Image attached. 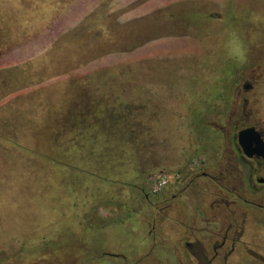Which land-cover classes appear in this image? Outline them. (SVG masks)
Segmentation results:
<instances>
[{
	"label": "rangeland",
	"instance_id": "rangeland-1",
	"mask_svg": "<svg viewBox=\"0 0 264 264\" xmlns=\"http://www.w3.org/2000/svg\"><path fill=\"white\" fill-rule=\"evenodd\" d=\"M246 124L264 131V0H0V264H165L173 246L137 215L82 208L115 187L144 202L132 185L156 169L214 174Z\"/></svg>",
	"mask_w": 264,
	"mask_h": 264
},
{
	"label": "flooded vegetation",
	"instance_id": "flooded-vegetation-1",
	"mask_svg": "<svg viewBox=\"0 0 264 264\" xmlns=\"http://www.w3.org/2000/svg\"><path fill=\"white\" fill-rule=\"evenodd\" d=\"M243 88L248 90L249 85ZM250 127L255 128L264 141V131L253 124H246L234 137L235 154L219 155V160L209 165L215 170L214 174L206 172L207 167L192 171L183 178L176 174L175 180V176L164 173L169 177L168 181L155 194L151 192V185L159 175L151 177L157 169L146 176L143 196L159 216V225L156 221L150 224L148 236L159 226L160 241L173 246L172 259L176 264H264L261 231L251 212V207L264 210V158L247 156L237 140L238 133ZM199 178L210 182L198 186ZM187 190L202 195L200 202H194L196 216L176 218L174 201ZM160 196L166 204L162 209L160 201L156 200ZM205 196L211 197L212 201L205 202ZM229 196L234 199L230 200ZM165 258L164 261L168 262Z\"/></svg>",
	"mask_w": 264,
	"mask_h": 264
},
{
	"label": "crops",
	"instance_id": "crops-1",
	"mask_svg": "<svg viewBox=\"0 0 264 264\" xmlns=\"http://www.w3.org/2000/svg\"><path fill=\"white\" fill-rule=\"evenodd\" d=\"M137 157V154L134 156V158ZM139 179V185L141 182V178ZM145 182V178L142 181V185L139 186L138 183L135 182L134 185H132V188L134 191H140V195L143 196L142 188L143 184ZM133 190L128 193V195H123L121 198H119L118 195H120V191L115 187L114 190L111 192H108V195H104L107 199L100 201L99 203H95L90 206V209L82 208L80 215L84 218H86L89 222H96V223H102V224H109V223H117V222H125L127 220L134 219V215H137V222L139 224L144 226L145 224L149 225L148 232L150 228V224L154 223V221H157L159 216L155 220L151 218V212L148 214H143L140 212V214L137 211L136 205L138 204H144L151 207L150 203L145 199L144 202H139V198L136 196V194L132 193ZM187 192V191H186ZM135 193V192H134ZM109 194L112 195V198L109 199ZM180 198H176L174 201V208L177 210L176 218H187V217H195L194 212V203L189 202L188 200L183 201L182 199L178 200ZM152 208V207H151ZM162 216V213L160 214V218ZM156 232L160 233L159 226H157ZM260 230V229H259ZM147 232V234H148ZM259 233V232H258ZM261 234V233H260ZM150 237V236H149ZM109 253V252H105ZM172 254H170V258L167 257L168 262H164L165 264H176V261L172 259ZM119 256V255H118ZM166 258H163L165 260Z\"/></svg>",
	"mask_w": 264,
	"mask_h": 264
},
{
	"label": "water",
	"instance_id": "water-1",
	"mask_svg": "<svg viewBox=\"0 0 264 264\" xmlns=\"http://www.w3.org/2000/svg\"><path fill=\"white\" fill-rule=\"evenodd\" d=\"M238 144L247 156H261L264 158V141L259 132L253 128H246L238 133Z\"/></svg>",
	"mask_w": 264,
	"mask_h": 264
},
{
	"label": "trees",
	"instance_id": "trees-1",
	"mask_svg": "<svg viewBox=\"0 0 264 264\" xmlns=\"http://www.w3.org/2000/svg\"><path fill=\"white\" fill-rule=\"evenodd\" d=\"M232 74H234L235 77H236V78L234 79V85H235V83L237 82L238 70L233 71ZM234 85L231 86V88L229 89V94H227L225 97L222 98V100H223L225 103H227V102L229 101L230 96H231V93H232V89H233ZM130 113H131V112H129V110L126 109V110H124V111H123V110H122V111H119L118 114H117V116H116L117 122H119V123L123 122V123H124L121 127H124L125 131L129 132V134H130V137H128L129 139L131 138V134H133V133H134V130H135V128L129 123V121L126 120V116H127V115L129 116ZM126 122H127V123H126ZM112 125H113V124H112ZM112 125H111V126H112ZM138 126H139V125H138Z\"/></svg>",
	"mask_w": 264,
	"mask_h": 264
},
{
	"label": "built area",
	"instance_id": "built-area-1",
	"mask_svg": "<svg viewBox=\"0 0 264 264\" xmlns=\"http://www.w3.org/2000/svg\"><path fill=\"white\" fill-rule=\"evenodd\" d=\"M168 176L167 175H163V176H160V177H157L154 181H153V183H152V185H151V192L153 193V194H155V193H157L160 189H162L165 185H166V183H167V181H168Z\"/></svg>",
	"mask_w": 264,
	"mask_h": 264
},
{
	"label": "clouds",
	"instance_id": "clouds-1",
	"mask_svg": "<svg viewBox=\"0 0 264 264\" xmlns=\"http://www.w3.org/2000/svg\"><path fill=\"white\" fill-rule=\"evenodd\" d=\"M234 55H235V57L237 59L243 61V59H244V52H243L242 48L239 45L236 46Z\"/></svg>",
	"mask_w": 264,
	"mask_h": 264
}]
</instances>
